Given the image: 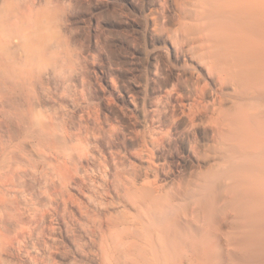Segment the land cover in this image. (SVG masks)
<instances>
[{"label":"rangeland","instance_id":"374dc122","mask_svg":"<svg viewBox=\"0 0 264 264\" xmlns=\"http://www.w3.org/2000/svg\"><path fill=\"white\" fill-rule=\"evenodd\" d=\"M131 13L126 0H0V264H110L101 242L122 210L112 183L176 128L145 117L142 92L149 117L181 114L200 72L171 44L178 69L153 71L141 54L151 39ZM182 149L172 142L159 163L176 169Z\"/></svg>","mask_w":264,"mask_h":264},{"label":"bare ground","instance_id":"6f19581e","mask_svg":"<svg viewBox=\"0 0 264 264\" xmlns=\"http://www.w3.org/2000/svg\"><path fill=\"white\" fill-rule=\"evenodd\" d=\"M126 3L134 9L127 19L151 39L141 54L153 71L160 62L178 69L166 57L171 44L200 72L183 103L185 120L160 109L149 117L142 92L145 117H165L176 128L169 136L158 131L139 168L114 179L110 193L122 210L102 238L105 257L110 264H264V0ZM165 11L173 27H166ZM174 85L169 78L164 87ZM172 142L183 149L177 168L167 169L159 162Z\"/></svg>","mask_w":264,"mask_h":264}]
</instances>
